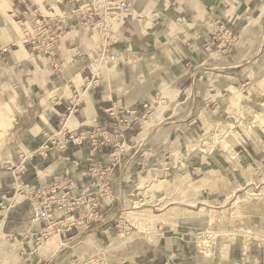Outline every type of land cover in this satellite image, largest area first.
<instances>
[{
	"label": "crops",
	"instance_id": "1",
	"mask_svg": "<svg viewBox=\"0 0 264 264\" xmlns=\"http://www.w3.org/2000/svg\"><path fill=\"white\" fill-rule=\"evenodd\" d=\"M44 1L10 0L7 6L10 7L12 18H14L25 15L40 4L44 5ZM77 1L79 0H63L65 7L59 4H55V7L57 10L64 9L65 12H69L73 6L79 4ZM263 1L135 0V9L133 10L137 12L136 18L125 16L119 22V27L122 31L127 32L123 31V34L127 35L126 38L131 43L132 48L138 50L137 53H140L142 57L148 55L149 51L147 53L141 51L140 48L145 50L149 46L135 34V28L137 27L147 26L148 35L146 39L143 38L147 43H151L154 38L163 35L166 39L164 43H168L165 46L163 45V52L167 53L168 56H172L173 53L170 51L169 42H174L175 53L178 52L180 72V79L178 78L180 84L175 99L182 104H185L187 99L191 104L196 100L202 109L213 106L217 102L216 108H218L221 106L218 93L224 95L223 92L228 91L225 88L226 86H233L242 80L252 79L254 72L251 69L250 71L243 69V66L235 70L229 68L227 66L228 60L221 58V61H217L214 52L209 53L205 50L206 46L212 45L207 29L208 22L211 20L222 21L234 33H238L247 19L253 17L257 12H262L259 5ZM143 13L145 15H142ZM71 24L74 27L60 42V51L63 57L54 60L41 57L46 60L49 66V70L46 71L44 64L24 48L22 49L24 58H17L15 52L19 51V47L16 41L10 42L8 38L4 37L3 25L0 23V80L11 79L19 85L21 92L18 91V93L25 106L24 120L16 126L12 136L14 155L9 162L3 163L0 167L6 169L10 165L18 166V156L20 154L26 156L22 158L24 160L20 165V167L23 166V169L19 173V181L13 182L9 171H0V200L1 198L3 200L16 199L10 212L3 221H0V248L2 250L3 248L13 249L15 256L18 257L16 264H50L49 259L38 252L40 243L35 248L36 241L45 234V224L37 221L38 227L36 226V222L33 220L34 199L31 192L27 194L23 186H28L30 191L38 188L42 189L50 185L56 176L64 175L72 178L74 185L72 194L78 195L91 182L89 178L81 175L88 166V160L93 158L105 165L112 161L109 156L114 151L113 146L98 145L94 151L92 150L93 143L102 141L100 133L103 131L109 132L113 129V121L105 114L104 110L110 107L111 103L130 108L147 101L145 99L137 100L127 104L128 100L125 97L127 95L125 91L126 79L129 77V80H131V75L130 71L127 75L125 69L119 68L121 60L117 61V67L121 71V75L116 76L115 79L108 81L106 78L102 80L101 74H99L97 80L96 76L93 75L96 72H93L90 68V74H84L82 77L80 91L72 83H69L70 94L63 87L60 88L64 85L65 77H68L61 67L66 63L72 64L74 56L77 55L74 50H77L80 43L85 46L89 36L86 33L80 34L82 27L77 25L75 20L72 19ZM140 31L139 33H141ZM68 38L74 44L78 43V47L72 49L73 44L68 41ZM127 45L130 46L128 43L123 42L119 50L115 51H121L124 53L122 57H128L126 63L135 64L139 61L136 57L137 53L134 54V52L129 51L126 48ZM122 46L124 48H121ZM84 49L86 50L85 47ZM102 51L103 45L102 50H97L99 57ZM109 51H113V47ZM217 57L221 56L217 54ZM210 64H220L227 71L221 72L222 74L219 75V73L203 72L201 70L209 67ZM248 74L252 75L251 78ZM194 78L201 84L198 89L192 88ZM189 81L192 82L191 85L184 87L183 85ZM89 82L98 84L97 86H90ZM248 84L249 82H246L244 86ZM57 87L62 89L61 96H55ZM84 92H87L90 96L94 112L92 122H87L82 114L86 104L81 97ZM224 108L226 106L223 107L222 113ZM199 121L201 122L200 119ZM62 126L66 132L87 135V139L83 141L82 145L69 143L66 150L63 153L60 152L50 142L52 139L61 141L59 137L63 136L60 133ZM212 128V125L208 127V150H204L203 144L196 149H190L191 152L186 158L187 161L184 162L185 167L180 170L175 166L162 168L163 174L158 176L159 180L171 186L170 190H167L169 194L176 192L168 198L165 191L161 190L159 197L152 200L153 203L149 205H145V201L150 200H145L147 195L144 196V192H139L141 188L138 186L139 178L146 170V153L143 154L142 151L135 150L134 146L129 145L132 142L133 129L124 132L123 140L125 144L120 155L119 164L121 167L126 158L129 157L128 161L135 160L136 171L126 180L121 181L120 194L124 195L131 190L135 192V195H143V199L139 203L141 204L145 200V203H142L144 205L131 208L129 210L131 215L150 213L154 217H158L157 219H161L157 220L155 224L159 235L157 242L146 248L143 253L133 255L132 261L124 258L118 264H205L203 261L199 263L192 256L194 252L193 236H190L192 233L188 230L189 227L184 225L187 220L181 217L183 215L181 212L197 214L200 226H204V224L218 218V205L229 196L228 194L234 193L236 195L243 190L241 188L245 185L241 182L240 167L228 158V154L221 149L220 142L210 141L212 139L210 135L214 134ZM65 131H63V134ZM187 131L188 137L189 132H198L197 129L193 128H187ZM251 136L252 138L246 137L244 144L238 143L232 148L235 153L241 155L242 159L239 160L241 164L250 161H253L252 164L264 162V125L259 126L257 132H253ZM91 137H93V140L89 139ZM262 165L264 170V163ZM115 169L119 170L118 165ZM209 170L213 171L216 177L202 186L197 193L192 192L189 187L190 183L203 179L208 175ZM176 181L180 183L179 186L172 187ZM183 194H188L190 197ZM213 195L214 197H212ZM97 211V219L93 217L92 223H89V225L95 226L96 235L105 236L110 234L113 231L114 219H117L120 215L122 216V212L115 203L106 204L105 202L101 204ZM121 216L119 217L120 220ZM161 220L168 224H163ZM71 234H66L64 237L69 238ZM136 246L142 247L139 244Z\"/></svg>",
	"mask_w": 264,
	"mask_h": 264
},
{
	"label": "rangeland",
	"instance_id": "2",
	"mask_svg": "<svg viewBox=\"0 0 264 264\" xmlns=\"http://www.w3.org/2000/svg\"><path fill=\"white\" fill-rule=\"evenodd\" d=\"M61 2V5L65 7V2H63V0H61ZM1 4L2 2H0V23L3 25V33L5 35L4 37L8 38L10 42L16 41L19 50L24 48L29 53H32L31 48L21 42V30L20 27H18L19 25H17V21L25 19V17L28 16V13L35 9H39L45 13L46 8L50 6L57 11L55 7V0H45L44 5L40 4L38 7H35L25 15L23 14L21 17L16 16L14 18H12L10 7H1ZM76 7L77 5L73 6L72 9H75ZM259 8L262 12H257L255 15H253V17L247 19L240 32L234 33L230 28L227 27V25H225L224 22L221 21L225 25V31H222L216 36L210 35L212 45H209L210 49L208 52L215 53V60L221 61V58H224L228 60L227 66H229V68H233L235 70L243 66V69H248L249 71L251 69L254 72L253 76L248 74L250 78L252 76V79L242 80L236 85L232 86L238 88V90L243 93V96H245L244 98H247L241 102L227 105L228 102L223 99H228L230 97V91H224V95L218 93V97L223 98L222 100L221 98L219 99V101L222 102L221 106L218 108H216L218 105L217 102H215L213 106L203 109L201 108L200 104L196 102V100L193 101L192 104L188 99L185 104L177 102L175 96L180 84V72L179 58L177 57L178 52L175 53L176 51L174 48V42H169L170 51L173 53L171 54L172 56H168L167 53L163 52V47L168 43H164L162 35H160L161 37L159 36L154 38L151 43H147V41L143 40V37L139 33L142 27H137L135 28V34L140 37L142 42L150 47H146L145 50L140 48L141 51H145L147 53L149 51L148 55L146 54L142 57L140 53H137L138 50H134L132 48L131 43L126 38L127 35L123 34L124 30L122 31L119 26L117 30L118 32L115 34L112 33L110 43H112L111 47H113V51L110 52L109 50H106L104 55L105 57H108V55L111 54L117 61L121 60L122 62L120 63L119 68L125 69L127 75L130 71L131 80H129V77H127L125 88L127 93L125 97L128 100L127 104L144 99L151 102V99L155 96V94L158 95V101L154 104V106H152L151 112L147 114L145 118L139 119V124L137 125L136 129H133L132 142L129 143V145L135 147V150H140L143 152V154L146 153L147 159L145 161L147 162V171L145 170V172H143L138 183V186L141 188V191L139 192H144V196L147 195L145 198L150 200L145 201V199L144 201L146 203L143 201L145 205L152 204V200L159 197L161 190L165 191L168 198L173 196L176 191L169 194L167 190L171 188V186L168 183H160L158 178V176H162L163 174L162 168H165L166 166H175L178 167V170H180L181 168L185 167L184 162L187 161L186 158H188L187 156L191 152L190 149H196L197 147H200L201 144H203L204 150H208L209 148L207 145H209V138H205L207 135H209V126H213L212 131L214 132V134L212 133L210 135L212 137L210 141H216L217 143L220 142L219 145L221 147L225 140L224 136L226 135L227 130H235L234 132H237L236 134L245 140L247 136L252 138L251 134L255 131L257 132L259 126L264 125V71L261 69V65L264 62V1L259 5ZM133 9H135V5ZM136 15H134V17L132 16L131 18L135 19ZM142 15H145V13ZM71 30L72 29L67 30L64 38ZM96 30L99 32L100 37L97 40L92 41V36ZM81 31L82 32H80V34L86 33L89 35L87 37L88 41L85 43V46L80 43V46L78 47V43L74 44L72 41H70L71 39L68 38V41L73 44L72 49L78 48L77 50H74L77 55L74 56L72 64L66 63L67 66L64 65L61 67V69H64L66 72L65 75H68L66 79L70 78L76 73L81 74L82 78L84 74L89 75L91 70L93 72L98 71L97 74H101L102 80L107 78L106 80L109 81L120 76L121 71L119 69L115 71V74H109L108 77H106V74L103 72V62L101 56H98L97 50H102V45L103 47L105 46V40L102 39L99 29L82 27ZM226 31L228 32L226 33ZM124 32L127 33L126 31ZM121 41L130 45L126 46L129 51L134 52V54L137 53L136 57L139 60L137 63H126L128 62V57H122L124 56L123 52L115 51L119 50L121 44H123ZM121 48L124 47L122 46ZM103 52L104 48L102 53ZM32 54L35 55V57L33 56L34 58L44 64L46 71L49 70V66L47 65L46 60L42 59V56H37L34 53ZM217 54L221 57L218 58ZM61 56L63 57L59 48V54L49 59L54 60L60 58ZM201 70L203 72L209 71L217 74L219 73V75L222 74L221 72L227 71L222 68L220 64H210L209 67H205ZM93 75L95 76L96 74ZM69 82L71 83V81ZM246 82H249V84L244 86V83ZM89 83L90 86H97L98 84L92 82ZM191 83L192 82L189 81L183 86L189 87L188 85H191ZM81 84L82 82L76 86L78 91L81 90ZM200 86V82L194 78L192 88L198 89ZM250 86L252 87L249 88ZM227 87L229 86L225 87L226 90ZM248 89H253L258 92L255 95H248ZM0 91L4 95L6 101H11V103L14 102L15 104V108L13 110L15 113L7 112L5 115L0 113L1 167L3 163L9 162L11 157L14 155L12 136L16 126H18L24 120L25 106L23 105L21 96L18 93V91L21 92V88L13 80L1 79ZM84 93L81 95L82 98L90 97L87 92ZM13 98L16 99L14 100ZM224 106H226V108H224L222 113ZM157 108H160V110L156 111ZM205 117L208 118L207 121L204 119ZM144 121H147V123H144ZM187 128L197 129L198 132H189L188 137ZM139 134H142V136L138 137ZM59 138L61 139V137ZM193 140H196V142H193ZM128 159L129 157L126 158V161H124L123 164L121 163L122 166L119 167V170L115 169V192H113V194L117 197V203L115 204L122 212V216L120 215L121 220L119 219L120 216L117 219H114L113 222L115 224L113 223V231L105 236H101L98 233V235H96L95 226H90L91 224L86 226L84 222L86 220H91L90 218H93L92 212L89 211V208H87V210L83 212L81 216L82 224L79 225L77 222L75 223L76 227H73L68 231H64L60 233V235L58 234L62 237L61 240L63 243H69L74 239L75 241L73 244L71 243L67 247L60 249L56 255H53L51 252L47 251H43V253H41L49 259L50 264H105L103 260L104 258H108L107 256H109V253L107 252L105 255L101 254V247H107L110 242L118 239L120 235H123L121 237L134 239L135 244L137 243V245L139 244L140 246L142 241L152 242L150 244L146 243L147 245L145 247L143 245L140 248H138L135 244L127 243L125 244L124 248L121 249V247H119L117 249L118 251L114 255L127 259L131 258L129 259L131 261L133 260V255L143 253L146 248H149L151 245H154L157 242L159 235L156 231L155 224L157 223V220L160 219H156L158 217H154V215L150 213L140 214L134 211L136 214L131 215L129 212L131 208H138L141 205H144L142 204L143 202L141 204L139 203L142 201L143 195H135V192L131 190H129L128 193L124 195L120 194L119 192L121 181L126 180L136 171L135 160L132 159L131 161H128ZM252 162L253 161H250L244 164H241L240 162L237 164L241 170V182L245 184L242 187L244 191L241 190L236 195L234 193H229V196H227L226 199L218 205V218L211 221L210 223L204 224V226H200V221H198L197 214H192L191 212H181L183 214L181 217L185 218L184 220H187L185 221L187 223L184 225L189 227L188 230L192 233L190 236H193L192 239L194 252L192 256L194 259L196 258L197 260V256L202 257V255L198 253V246H203L202 248L205 252L208 251L210 253V251H212L213 253V256L208 254L207 257H204L203 263L223 264V262L220 260L221 250L230 249V245L233 243L234 246L232 248L234 251L232 252V260L226 264H264V244H262L264 243V170L262 165L264 162L262 161L257 164H252ZM241 167L246 170H242ZM141 168L143 167L141 166ZM87 169L88 166L86 171ZM0 171H6V169L0 168ZM121 173H123L121 180H117L116 177L119 178ZM142 177L146 178L144 182L141 180ZM215 177L216 175L214 172L209 170L207 175V179H209L208 182H211V180ZM203 180L204 178L196 182H201ZM17 181H19V179ZM13 182L15 181L13 180ZM177 182L178 181L174 182V185ZM179 184L176 187H178ZM23 188L27 194L30 193L28 186H23ZM199 190L200 189L196 190L195 193H197ZM183 195L188 196L187 194ZM230 204H233V207ZM128 212L129 215L127 214ZM7 214L4 217H0V221H3ZM152 218H154V220ZM231 218L234 219L236 235L233 237L234 239L228 242L226 237L222 234L229 227ZM150 219L152 222H150ZM162 222L163 224H168L167 222ZM90 223L92 222L90 221ZM62 225L63 224H59L55 227L60 229V226ZM44 227L46 237H43V239L39 242L40 246H38V248L43 246V242L48 239L47 234L50 232V229L49 231L46 229V224ZM72 230H74V232H72ZM66 234L71 235L69 238H65L64 235ZM75 236L79 237L75 239ZM257 236L258 238H256ZM248 237L250 239V244L246 245V247H248V251L245 249L242 250L241 245L245 244V241ZM89 240L91 241L90 243ZM139 240L141 242H139ZM207 244L209 245L207 246ZM36 247L37 246L35 245V248ZM196 247L197 249H195ZM110 254L113 255L112 252H110ZM17 262L18 257L15 256L13 249L3 248L2 250L0 248V264H16ZM118 262L119 260L111 262V264H118Z\"/></svg>",
	"mask_w": 264,
	"mask_h": 264
},
{
	"label": "built area",
	"instance_id": "3",
	"mask_svg": "<svg viewBox=\"0 0 264 264\" xmlns=\"http://www.w3.org/2000/svg\"><path fill=\"white\" fill-rule=\"evenodd\" d=\"M135 0H79V4L70 12L64 10H54L48 6L43 13L35 9L28 13L23 20H18L17 25L21 30V42L31 48L32 53L37 56L53 58L59 54L60 42L67 30L74 27L71 20L81 27L98 28L104 41V50L111 48L112 31L106 30L107 26L113 21L119 23L125 16H128L134 7ZM61 0H55V4L61 5ZM225 31V25L221 21L211 20L208 22V32L216 36ZM228 31H226L227 33ZM209 46L205 47L208 51ZM111 60L114 56L109 54ZM96 73V79L98 80ZM157 94L151 99L141 104H136L130 108L113 103L104 110L105 114L113 121L112 131L101 132V142L92 144L93 151L96 146L111 145L113 153L109 158L112 159L107 165L99 160L90 158L88 160V169L81 175L89 178L91 182L87 184L78 195H73L74 185L72 178L64 175L56 176L53 182L37 190L30 191L34 199L33 220L46 224L48 230L51 224L59 225L58 234L76 227L75 223L81 220L86 208L96 217L98 208L105 202L106 204L117 203L115 192V168L120 167V155L123 152L125 141L123 134L129 129H136L140 118H145L151 112L153 104L157 103ZM62 130V129H61ZM60 130V133H61ZM87 139L83 133L74 134L73 132H64L61 141L52 139L51 145L57 147L60 152H64L67 144L82 145ZM93 140V137L89 138ZM93 142V141H92ZM95 144V145H94ZM26 156H18V166H7L6 171L10 172L12 179L16 182L19 179V173L22 171V162ZM20 168V169H19ZM120 192V189H119ZM116 195V194H115ZM15 200H0V217H4L13 207ZM91 220L93 218H90ZM97 219V217H96ZM91 220L84 221L86 226ZM62 227V228H61ZM46 237L41 236L36 241L38 246L40 240Z\"/></svg>",
	"mask_w": 264,
	"mask_h": 264
},
{
	"label": "bare ground",
	"instance_id": "4",
	"mask_svg": "<svg viewBox=\"0 0 264 264\" xmlns=\"http://www.w3.org/2000/svg\"><path fill=\"white\" fill-rule=\"evenodd\" d=\"M0 2H2V4H1V7H3V6H6L7 7V5H8V3H10V0H0ZM135 2V1H134ZM7 13V12H6ZM137 14V12L136 11H134V10H132V12L128 15L130 18L133 16L134 17V15H136ZM118 26H119V23H116V22H112V23H110L108 26H107V28H106V30L108 31V30H110V31H112L111 33H117L118 31ZM141 33V35L143 36V38H145L146 39V37H147V35H148V31H147V26H143V28L141 29V31H140ZM150 36V35H149ZM154 36V35H153ZM100 37V34H99V32L96 30L95 32H94V34H93V36H92V41H95V40H97L98 38ZM162 37H163V40L165 41L166 39L164 38V36L162 35ZM88 40V39H87ZM105 50H104V52L102 53V55H101V59H102V62H103V66H102V68H103V72H104V74H106V77H108V75L109 74H115V71H117V60L115 59V57H114V59L113 60H111V58L110 57H105ZM258 54V53H257ZM15 55L17 56V58L18 59H23L24 58V54H23V50H19V51H17V52H15ZM116 66V67H115ZM261 69H263V71H264V62L262 63V65H261ZM98 71H96V73H97ZM100 73V72H99ZM68 80V81H67ZM84 80V79H83ZM69 81H71V83L72 84H74L75 86H77L78 84H80L81 82H82V78H81V74H79V73H76L75 75H73V76H71L70 78H67L66 79V77H65V82H64V85L63 86H60V88H62L63 87V89L65 90V91H67V93L69 92ZM69 82V83H68ZM70 83V84H71ZM62 85V84H61ZM252 86H250L249 88H251ZM58 88V87H57ZM60 88H58L57 89V91H56V94H55V96H61L62 95V93H61V90L62 89H60ZM227 90H229L230 91V97L228 98V99H223L222 97H220L221 98V100L223 99V100H225L226 102H228V104L227 105H232V104H235V103H238V102H241V101H243L244 99H246V98H244L245 96H243V93H241L239 90H238V88H235V87H232V86H229V87H227ZM248 91V95H255V94H257V92L258 91H255V90H253V89H248L247 90ZM63 92V91H62ZM51 94V93H50ZM65 96V95H64ZM82 100H84V102L86 103L85 104V107H84V109L82 110V114H83V117L87 120V122H92V119H93V117H94V112H93V108H92V105H91V102H90V97H85V98H83ZM224 101V102H225ZM214 102H215V100H214ZM213 102V103H214ZM222 102V101H221ZM223 105V104H222ZM153 106H154V104H153ZM14 108H15V104H14V102H12L11 103V101H6V99L4 98V95L1 93V91H0V113L1 114H4L5 115V113H7V112H13V113H15L13 110H14ZM161 108V107H160ZM160 108H157L156 109V111H158V110H160ZM206 121L208 120V118H204ZM205 121V122H206ZM71 123V122H70ZM144 123H147V121H144ZM255 123V122H254ZM66 124V123H65ZM64 124V125H65ZM63 125V126H64ZM63 126H62V132H61V134L63 135V131H65V129L63 128ZM68 126H70V125H68ZM66 128H67V126H65ZM69 128V127H68ZM252 129V128H251ZM250 129V130H251ZM235 130H233V131H231V129H229V130H227V132H226V135L224 136V138H225V140H224V142L222 143V145H221V149L223 150V151H225V153H227L228 154V158L231 160V161H233V162H235L236 164H238L239 163V160L240 159H242V157L239 155V154H237V153H235L233 150H232V148H233V146L235 145V144H244L245 142H246V140H244L242 137H240V136H238L236 133L237 132H234ZM139 136H142V134H139L138 135V137ZM256 136V135H255ZM258 136V135H257ZM137 137V138H138ZM204 138V137H203ZM205 139H207V137L205 138ZM193 142H196V140H193ZM242 168V170H246V169H243V167H241ZM125 172V171H124ZM123 176V173H121V175H120V177L119 178H117V180H121V177ZM141 180H142V182H144V180H146V178L145 177H142L141 178ZM209 181V179H207V176H205L204 177V180L203 181H201V182H195V183H192V184H190L189 185V187L191 188V190H192V192H195L196 190H198V189H200L202 186H204L205 184H207V182ZM160 183H162L161 181H160ZM179 184V182H177L175 185H173L172 187H175V186H177ZM187 186V185H186ZM168 187V186H167ZM188 187V186H187ZM256 187V186H255ZM175 189V188H174ZM241 189H243V188H241ZM255 189V188H254ZM257 189V188H256ZM259 189V188H258ZM170 190V189H169ZM242 191H244V190H242ZM260 191V190H259ZM187 192V191H186ZM188 193H190V192H188ZM255 193V192H254ZM245 194V193H244ZM260 194V193H259ZM188 195V194H187ZM229 195V194H228ZM262 195V194H261ZM256 196V195H255ZM212 197H214V195L212 196ZM146 199V198H145ZM252 199V198H251ZM257 199H259V198H257ZM16 200V199H15ZM263 200V199H262ZM261 200V201H262ZM209 201H210V199H209ZM238 202V201H237ZM254 202V201H253ZM256 202V201H255ZM188 203V202H187ZM209 203V202H208ZM260 203V202H259ZM263 203V202H262ZM177 204V203H176ZM212 205V204H211ZM232 207H233V204H230ZM235 205V204H234ZM236 206H238V205H236ZM264 206V205H263ZM217 207V206H216ZM244 207H246V206H244ZM86 210H87V208H86ZM90 211V210H89ZM234 211V210H233ZM172 212V211H171ZM224 212H226V211H224ZM129 215V214H128ZM234 215V214H233ZM131 216V215H130ZM204 216V215H203ZM140 217V216H139ZM142 217V216H141ZM144 218V217H143ZM153 220H154V218H152ZM157 219V218H156ZM161 219V218H160ZM151 220V219H150ZM170 220V219H169ZM162 221V220H161ZM168 221V220H167ZM35 222H36V226L38 227V222L35 220ZM150 222H152V220L150 221ZM149 222V223H150ZM146 223V222H145ZM77 224H82V222H81V220H79L78 221V223ZM169 224H171V223H169ZM173 224V223H172ZM166 225V224H165ZM55 226H57V225H55V224H51L50 225V227H49V229H50V232H48V234H47V236H48V239L46 240V241H44L43 242V246H41V247H39V249H38V252L41 254V253H43V251H47V252H51V254H53V255H56L58 252H59V250L60 249H62V248H64V247H67L69 244H73V242L75 241L74 239H73V241H71V242H69V243H63V241L60 239V237H59V235H58V229L55 227ZM78 226V225H77ZM170 227V226H169ZM212 228V227H211ZM49 229H48V231H49ZM207 229V228H206ZM144 231V230H143ZM155 231V230H154ZM149 232V231H148ZM214 232V231H213ZM218 232V231H217ZM220 232V231H219ZM210 233V232H209ZM83 234V233H82ZM80 235V234H79ZM223 236H225L226 237V240L229 242L230 240H232V239H234L233 237L236 235L235 234V225H234V219H230V222H229V227L227 228V230H225L224 232H223V234H222ZM121 236H123V235H120V237L118 238V239H116L115 241H113V242H110L109 243V245L105 248H103V247H101V249H100V252H101V254H107V252L109 253V256H107L108 258L106 259V258H104V263L105 264H111V262H115V261H117V260H123L124 258H122V257H118L117 255H114L115 253H117V249L119 248V247H121V249L122 248H124V246H125V244H127V243H131V244H135V240L134 239H132V238H126V237H121ZM145 236V235H144ZM214 236V235H213ZM79 236H75V239L76 238H78ZM256 238H258V236L256 237ZM254 239V238H253ZM262 239V238H261ZM243 240H244V238H243ZM87 241H88V239H87ZM209 241V240H208ZM254 241V240H253ZM258 241V240H257ZM91 241L89 240V243H90ZM139 242H141L140 240H139ZM203 242V241H202ZM213 242V241H212ZM150 244V243H152L151 241H146V242H141L140 244H141V246H143L144 245V247L147 245V244ZM204 243V242H203ZM207 243V242H206ZM214 243H215V239H214ZM227 243V242H226ZM198 244V243H197ZM196 244V245H197ZM247 244H250V239H249V237L246 239V241H245V244H243V245H241L242 247V250H246V251H248V247H246V245ZM260 244H261V242H260ZM262 244H264V243H262ZM42 245V244H41ZM92 245V244H91ZM135 245H137V244H135ZM206 245V244H205ZM209 244H207V246H208ZM212 245V244H211ZM214 246V245H213ZM234 245H233V243L230 245V249H228V250H221V257H220V260L223 262V264H226V263H229L232 259V252L234 251V249L232 248ZM91 247V246H90ZM132 247V246H131ZM203 246H198V253L200 254V255H202V257L201 256H197V261L199 262V263H201L202 261H203V258L204 257H207L208 256V254L209 255H211V256H213V253H212V251H210V253L208 252V251H204L203 250V248H202ZM96 248V247H95ZM139 248V247H138ZM196 249H197V247H196ZM221 249V248H220ZM223 249V248H222ZM99 250V249H98ZM138 250V249H137ZM134 251V250H133ZM214 251V250H213ZM110 252H112L113 253V255L112 254H110ZM245 252V251H244ZM139 253V252H138ZM243 253V252H242ZM94 254V253H93ZM98 255H100V254H98ZM129 255V254H128ZM100 259V258H99ZM126 259V258H125ZM128 259H131V258H128ZM13 260H15V259H13ZM97 260H98V258H97Z\"/></svg>",
	"mask_w": 264,
	"mask_h": 264
}]
</instances>
